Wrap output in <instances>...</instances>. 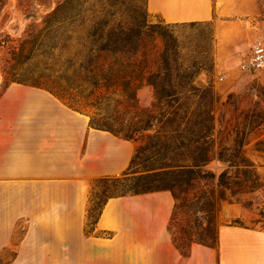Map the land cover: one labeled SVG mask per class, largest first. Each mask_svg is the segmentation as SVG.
<instances>
[{
    "label": "rangeland",
    "instance_id": "rangeland-1",
    "mask_svg": "<svg viewBox=\"0 0 264 264\" xmlns=\"http://www.w3.org/2000/svg\"><path fill=\"white\" fill-rule=\"evenodd\" d=\"M83 2L80 11L86 10L88 17L104 21L106 29L120 31L123 37L140 26L143 48L150 51L155 44L172 53L171 71L182 83L170 102L158 100L150 84L138 90L139 107L152 106L153 126L138 134L139 153L131 172L96 180L88 227H93L109 196L149 187L172 191L175 205L169 228L183 254L190 252L194 242L216 245L222 224L264 227V68L249 66L254 46L264 44V0H236L234 14L187 22L166 21L148 9L147 0ZM55 5L51 0H0V96L13 83H51L60 74L57 69L68 64L72 50L60 53L55 47L60 42L55 26H45V16ZM153 24L165 33L153 32ZM41 32L49 35L43 53ZM72 76L69 70L66 77ZM39 87L90 116L49 88ZM113 108L112 102L102 114L111 118L122 114V105L117 113ZM148 142L155 146L139 147ZM186 151L213 154L202 169L215 176L180 181L172 189L180 176L176 164L190 162L182 155ZM220 154L233 156L235 164ZM224 170L231 180H247L248 185L236 187L234 194L225 187L223 193L217 181ZM13 255V249L4 250L0 264H8Z\"/></svg>",
    "mask_w": 264,
    "mask_h": 264
},
{
    "label": "crops",
    "instance_id": "crops-1",
    "mask_svg": "<svg viewBox=\"0 0 264 264\" xmlns=\"http://www.w3.org/2000/svg\"><path fill=\"white\" fill-rule=\"evenodd\" d=\"M236 0H147L168 22L234 14ZM138 142L94 126L50 91L10 84L0 96V256L8 264H264V227L222 224L218 242L183 254L170 189L115 194L88 227L96 180L123 174ZM20 233L19 236L17 234Z\"/></svg>",
    "mask_w": 264,
    "mask_h": 264
},
{
    "label": "trees",
    "instance_id": "trees-1",
    "mask_svg": "<svg viewBox=\"0 0 264 264\" xmlns=\"http://www.w3.org/2000/svg\"><path fill=\"white\" fill-rule=\"evenodd\" d=\"M83 1L51 0L56 5L47 12L44 19L45 26H49L47 23L55 26L60 41L58 44L55 43V47L59 46L60 53L72 50V55L67 65L57 69L60 73H57V79L52 80L51 83H48V80H36L40 83L33 85L49 88L71 106L90 113L91 123L94 126L108 129L124 138L137 139L139 133L144 135L145 131L152 128V118L154 117L152 106L139 107L138 90L143 85L150 84L156 89L158 100L164 99L170 102L171 97L177 96V87L182 85L178 76L174 78L171 71L172 53L155 44L150 51L144 49L140 26L134 32L129 33L127 37H123L120 31L112 28L106 29L107 23L99 21L98 18L88 17L86 10L80 11ZM89 19L91 22H88ZM153 26L155 28L152 31L158 35L165 33L160 25L153 24ZM39 36L41 53H43L46 51V46L49 45V35L46 33L42 36L41 32ZM36 39L32 40L34 44ZM23 49L24 47L19 49V52H23ZM69 70L73 75L71 79L66 77ZM187 83L191 85L193 79L190 78ZM175 98L178 99V97ZM112 102L115 104V109H113L116 113L119 110V105L123 106L122 114L116 115L114 118L102 114L110 109ZM143 146L147 149L154 147L155 143L148 142L139 147ZM137 153H139V148L136 149L125 173L131 172L134 168ZM182 155L190 162L176 164L179 165L176 170L180 176L177 178V182L172 184V189L180 181L188 183L195 178L215 176L213 171L202 169V166L210 160L213 154L186 151ZM218 156L229 161L230 164H235L233 156L226 154ZM245 181L247 180H231L229 176L227 177V171L224 170L220 173L217 183L222 186L223 193L224 188L229 187L231 194H234L238 191L236 187L243 188L248 185V182ZM152 190L156 189L149 187L136 189L134 192ZM91 215L89 211L88 217ZM96 218L97 216L93 223Z\"/></svg>",
    "mask_w": 264,
    "mask_h": 264
},
{
    "label": "built area",
    "instance_id": "built-area-1",
    "mask_svg": "<svg viewBox=\"0 0 264 264\" xmlns=\"http://www.w3.org/2000/svg\"><path fill=\"white\" fill-rule=\"evenodd\" d=\"M249 66L253 68H264V44L257 43L254 46L252 55L249 60Z\"/></svg>",
    "mask_w": 264,
    "mask_h": 264
}]
</instances>
